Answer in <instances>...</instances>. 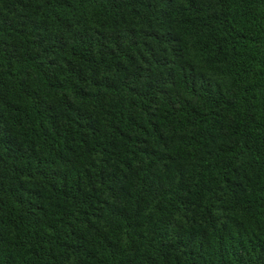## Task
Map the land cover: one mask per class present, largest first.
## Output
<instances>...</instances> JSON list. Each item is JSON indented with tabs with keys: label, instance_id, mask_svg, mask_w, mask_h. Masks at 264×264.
I'll list each match as a JSON object with an SVG mask.
<instances>
[{
	"label": "trees",
	"instance_id": "16d2710c",
	"mask_svg": "<svg viewBox=\"0 0 264 264\" xmlns=\"http://www.w3.org/2000/svg\"><path fill=\"white\" fill-rule=\"evenodd\" d=\"M0 264H264V0H0Z\"/></svg>",
	"mask_w": 264,
	"mask_h": 264
}]
</instances>
